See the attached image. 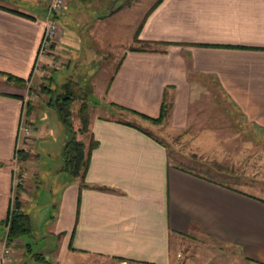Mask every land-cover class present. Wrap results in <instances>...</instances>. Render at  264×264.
Instances as JSON below:
<instances>
[{
  "label": "crops",
  "instance_id": "obj_1",
  "mask_svg": "<svg viewBox=\"0 0 264 264\" xmlns=\"http://www.w3.org/2000/svg\"><path fill=\"white\" fill-rule=\"evenodd\" d=\"M16 1L32 13L0 5V264L24 259L31 264H182L193 259L188 243L198 238L236 249L242 264H264V199L242 191H264L258 182L264 178L230 173L210 163L203 165L204 175L175 165L159 140L120 117L151 124L118 108L157 118L163 103L168 107V130L182 131L189 125V105L201 83L206 105L211 98L222 99L252 138H264V0H161L137 36L141 42L169 44L155 46L154 52L129 48L134 31L157 0L140 11L141 0L119 7L110 0L107 17L100 12L93 17L100 10L99 0H65L58 20L66 28L60 26L52 44L65 62L61 67L71 62L70 30L78 28L90 31L85 41L93 56L110 59L116 46L120 56L107 80L83 92L92 111L85 134L96 142L83 181L64 172L61 159L43 172L44 177L55 174L46 200L37 195L41 185L48 184L40 180L38 155L25 149L18 132L25 83L36 63L45 65L48 59L37 55L48 0ZM116 15L134 17L122 41H115V26L110 24ZM104 49L106 54H99ZM5 75L24 82H8ZM91 97L95 103H90ZM220 103L207 105L214 111L207 118L219 117L213 107L220 110ZM37 108L27 117L33 118ZM151 126L156 130L160 125ZM16 150L27 154L17 165ZM205 175L225 178L234 186ZM18 177L30 235L5 248L3 222ZM36 240L38 251L33 254L30 242ZM4 250L9 261L4 260ZM46 253L54 263L46 260Z\"/></svg>",
  "mask_w": 264,
  "mask_h": 264
},
{
  "label": "rangeland",
  "instance_id": "obj_2",
  "mask_svg": "<svg viewBox=\"0 0 264 264\" xmlns=\"http://www.w3.org/2000/svg\"><path fill=\"white\" fill-rule=\"evenodd\" d=\"M99 1L102 3L100 5V10L97 11L93 17L98 16L99 12V16L104 17L107 15L108 10L110 11L106 6L110 0ZM152 1L154 0L139 1V3H137L140 4V6L138 5V10H144L145 6L149 7ZM111 2L119 7L124 3H132L133 0H112ZM0 5L17 9L25 13H32L28 5L16 0H0ZM73 10L74 9L72 8L69 22H71V17H74L75 12ZM83 10L82 13H85V15L92 20V16L85 11V9ZM133 18L132 15L124 17H122V15H116L112 18V21L110 20V24H113L116 30L115 41H122L127 38L129 27L126 25H128ZM57 21L62 28H66V23L61 18L59 20L57 19ZM107 21L106 24H108ZM87 23L89 24V21ZM67 25L68 27H71V24ZM70 33L73 34V39L70 40L72 43L71 51L73 52V55L71 56L69 66L61 67L65 65V62L60 61L59 55L61 53L55 51L54 47L49 48L43 54V57L48 58L47 63L45 65L40 62L36 63L34 74H32V77H30L27 83H25L24 98L22 97L25 103L29 102L34 105V107L30 106V111L39 106L34 112L35 116L33 118H28V115H26V105L24 104L22 125L31 128L32 142L30 141V129L26 138L20 137V142H24L27 151L29 149L30 153H36L38 155L37 166L42 170L40 174H43V177L40 180L43 183L46 179V183H48L46 188L44 187L45 185H41V189L40 187L38 188L40 190H38L37 195L41 200L49 199L47 187L51 185L53 178H55L54 173H49L45 177L44 173L46 170L52 168L55 164L61 161L63 145L68 138L56 112L51 106H48V103H53V101L60 95H63L64 91L67 89L72 92L73 100L69 107L72 130L75 132L76 140L81 141L87 146L89 140L87 135L77 133V129L79 128L78 109L80 106L85 105L88 117L92 113L88 107V101L86 96L83 95V92H85V90L88 91V89L90 90L94 82L100 84L103 83L104 80H107L112 74L116 61L120 56L119 48L116 46L110 59L106 58L105 55L107 48L99 50V54H104L105 56L95 57L90 52V42L85 41L89 39L90 31L86 28H78V31L70 30ZM54 43L52 44L55 46ZM140 46L141 45L133 42L131 45V47L135 48ZM155 46L157 45L151 44L147 49L155 51ZM111 50L114 49L112 48ZM64 85L67 86L66 89L63 88ZM199 86L200 88L197 91L198 95H195L193 102L189 105V125L182 131L168 130L166 123L168 120L167 115L156 130L151 126L154 124H151L146 120L144 121L151 125L125 116H121L120 119L140 125V127L147 130L154 138L160 141L166 151V156L171 163L185 169H191L199 175H204L203 165L207 164V166H215L214 168L220 166L224 170H228L230 173H234V170L236 172H245L248 174L246 177L255 173L264 178V138L258 137V140L252 138L250 131L241 122L239 116L228 104H226V102L222 101V99L220 101L217 98L214 102L212 98L210 99V103L208 102L207 105H217L221 102L219 104L221 105V108L219 110L218 108L213 107V109H217V111H215L219 114V117H216V119L207 118L208 114L214 111H208L209 108H207L208 106L205 104L202 95L201 83H199ZM95 102L94 98L91 97L90 103ZM31 122L36 130H32ZM219 136H221V141L217 140ZM209 138H211L212 141H207ZM17 164L18 162L16 161V165ZM205 176L209 178L212 177L211 179L223 183L224 185L234 186L231 181H227L225 178L213 175H210L211 177L208 175ZM258 182L261 186H264V181L261 180V178ZM242 191L259 197L260 199H264V191L260 192L246 188L242 189ZM30 243L32 244L31 250L34 254L38 251L39 241H31ZM189 246H192L195 255L193 256V259L188 257L187 259L182 260V264H242L236 249L215 243L211 240L198 238V240H195L194 242H189L188 247ZM45 258L51 263H54L50 254L46 253ZM24 262L31 264L27 262V259H24L23 262L16 260L12 264H23Z\"/></svg>",
  "mask_w": 264,
  "mask_h": 264
},
{
  "label": "trees",
  "instance_id": "obj_3",
  "mask_svg": "<svg viewBox=\"0 0 264 264\" xmlns=\"http://www.w3.org/2000/svg\"><path fill=\"white\" fill-rule=\"evenodd\" d=\"M161 0H157L153 6L148 10L147 14L143 17L140 24L137 26L136 30L134 31V34L132 36V42L137 43L141 45L139 48L131 47L129 48V51H142V52H154V50L147 49L149 45H162L166 46L169 45L168 43H151V42H141L137 40L138 33L140 31V28L147 17V15L155 8V6L160 2ZM16 14H19L18 12H13ZM23 16L22 14H19ZM25 16V15H24ZM28 17V16H25ZM52 44L50 45V48H52ZM4 75V74H0ZM6 81L8 82H14L17 84H21L24 81L12 77L9 75H5ZM66 85L63 86V88L66 89ZM23 99V98H20ZM72 92L70 90H65L63 95H60L57 97L53 103H48L49 106H51L54 111L56 112L58 119L63 126V128L66 131V134L68 135V138L63 146L62 153H61V159H62V165L63 170L66 172L70 177L72 178H78L80 183L83 181L85 172L88 167L89 163V157L91 151L95 148L96 142L90 137L88 140L87 146H85L81 141L76 140L75 138V132L72 130L71 125V119H70V104L72 102ZM26 105V112L28 115L30 108V103H25ZM120 110L129 113L131 115H135L139 117L142 120H146L154 125H160L162 121L165 119V116L167 115V109L168 107L164 106L163 103L160 106L159 115L157 118H147L143 115L137 114L133 111H129L124 108L118 107ZM86 107L85 105H81L78 109V117H79V128L77 129L78 134H85L87 133V122H88V115L86 113ZM15 159L17 162L24 161L27 159V154L24 150H16L15 151ZM22 187L21 185H16L15 188H13L12 191V197L9 201L7 213L5 220L3 222V226L5 228V235H4V241H5V248H8L11 243L19 238H22L24 236L30 235V223L27 218V216L21 211V204L19 201V193L21 192ZM24 248L26 252H30V245L25 244ZM36 257V256H35Z\"/></svg>",
  "mask_w": 264,
  "mask_h": 264
},
{
  "label": "built area",
  "instance_id": "obj_4",
  "mask_svg": "<svg viewBox=\"0 0 264 264\" xmlns=\"http://www.w3.org/2000/svg\"><path fill=\"white\" fill-rule=\"evenodd\" d=\"M65 0H48L46 16L44 19V28L42 37L39 43L37 55L38 57H43L44 52H46L55 39L58 36L60 25L57 21L63 7ZM29 129L27 126L22 125V122L19 126L18 135L22 138H26L28 135ZM16 185H21L20 177L15 178L12 188H15ZM4 260L9 261L8 251H3Z\"/></svg>",
  "mask_w": 264,
  "mask_h": 264
}]
</instances>
